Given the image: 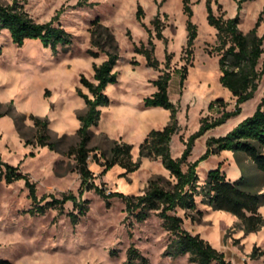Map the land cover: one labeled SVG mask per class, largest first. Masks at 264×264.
Returning <instances> with one entry per match:
<instances>
[{
    "label": "rangeland",
    "instance_id": "rangeland-1",
    "mask_svg": "<svg viewBox=\"0 0 264 264\" xmlns=\"http://www.w3.org/2000/svg\"><path fill=\"white\" fill-rule=\"evenodd\" d=\"M217 3L219 8L211 4L215 16L223 13V18H231L236 14V0H217ZM0 5L19 8L36 23L56 18L54 24L71 36L68 46L52 52L36 40H26L17 47L6 31L0 32V160L27 175L34 185L36 204L43 205L51 200L50 196L58 199L67 193L78 196L83 188L73 156L66 153L78 141L77 116L85 111L76 89L88 95L78 82L79 76L95 83L92 65L106 59L105 54L90 44L91 23L96 18L112 33L118 53L114 68L117 80L104 91L110 103L100 109L103 122L100 125L99 119L97 126L90 128L87 145L94 149L87 158L92 181L105 193L140 195L151 179L172 182L158 159L142 158L136 171L123 174L118 165L102 173L103 167L92 158L95 155L102 162L109 156L113 142L121 141L132 145L131 157L135 161L138 145L146 132L161 129L168 123V110L143 107V99L154 92L150 81L161 72L167 71L170 75L168 96L177 108L179 130L169 142L173 159L180 158L188 137L198 129L200 118L210 121L219 116L221 108H207L210 101L220 98L225 110L234 109V99L218 83V43L215 31L206 23L204 0H189L191 21L197 27L190 65L184 62L186 32L181 0H0ZM138 7L142 11L140 22L135 18ZM263 9L264 0L244 2L239 11L238 29L248 32L261 14L256 34L263 35ZM153 18H157L164 40L155 37ZM149 35L154 44L153 57L158 62L155 69L146 67L143 56L133 52L134 45H146ZM262 48L257 69L264 61V39ZM89 51L97 55L92 57ZM132 61L137 64L133 65ZM183 67H186V76L179 85V75L175 72ZM263 94L264 74L252 98L240 105L236 116L194 139L182 170L205 152L208 138L224 135L250 116ZM29 115L46 117L50 139L56 145L54 150L35 144V129ZM25 140L30 143L25 144ZM211 156L196 166L200 184L206 172L219 165L229 178L242 176L247 189L264 194L263 174L243 154ZM81 193L87 211L74 225L67 216L69 212L76 213L69 201L63 205L62 213L50 206L43 214H32L29 210L36 204L25 181L5 183L0 167V261L121 264L127 249L133 247L149 264H188L186 256L170 258L165 254L168 233L156 212L136 222L126 215L121 198H104L93 188L83 189ZM196 202L201 214L194 221L183 218L184 230L198 234L232 264H264V225L255 233L244 234L236 217L212 210L201 204L199 198ZM259 209L264 219V204ZM177 214L183 216L181 211ZM254 247L257 256L251 258Z\"/></svg>",
    "mask_w": 264,
    "mask_h": 264
},
{
    "label": "trees",
    "instance_id": "trees-1",
    "mask_svg": "<svg viewBox=\"0 0 264 264\" xmlns=\"http://www.w3.org/2000/svg\"><path fill=\"white\" fill-rule=\"evenodd\" d=\"M246 1L236 0V14L231 18H223V13L215 16L212 11V3L216 4L217 8L220 7L217 0H204L206 23L215 31L214 35L218 43L216 48V52L219 54L217 60L218 83L234 99V109L232 111L225 110L224 103L220 98L210 101L207 108H221L219 116L210 121H207L205 117L200 118L199 127L188 137L180 158L173 159L169 152V142L179 130L177 108L168 96L170 75L167 71H163L150 81L154 92L143 99V107H158L168 110V123L161 129H151L145 134L138 145V157L135 161L131 157L132 145L121 141L113 142L109 149V156L102 162H99V158L95 155L92 156L93 161L103 167L102 173L112 166L118 165L124 170L123 174L136 171L142 158L158 159L168 172L169 177L172 178V182L164 181L161 178L151 179L140 195L124 196L118 192L105 193L103 189L93 183L92 173L87 167V158L94 150L87 146L90 141V128L97 126L101 114L100 109L110 103L104 91L108 84L115 83L117 80L114 68L118 60L117 45L112 33L108 27L100 23L99 19H94L91 23L93 29L90 44L96 47L97 52L105 54L106 59L98 65H92V79L95 83L88 81L82 75L79 76L78 82L87 90L88 95L82 93L79 88L76 89V94L83 100L85 111L77 116L79 126L75 133L78 141L66 153L73 156L75 168L80 176V185L83 188L80 189L79 195L74 196L72 193H67L63 194L60 199L50 196V201L43 205L36 204L34 185L29 181L27 175L18 173L16 167L0 160L5 183H11L18 179L25 181L29 195L36 204L29 212L43 214L45 209L51 206L56 207L58 212L62 213L63 205L69 201L73 209L76 210V213L69 212L67 214L71 224L74 225L78 218L85 215L87 211L86 201L81 199L82 190L93 188L104 198H121L124 202L126 215L133 217L136 222H142L150 212H156L161 219L162 228L168 233L165 254L170 258L186 256L188 264H232L225 259L222 252L213 248L198 234L193 235L184 230L182 221L183 218L194 221L196 215L201 214L196 202V199L199 198L201 204L209 206L212 210L224 211L236 217L244 234L255 233L264 225V219L258 211L259 207L264 204V194L247 189V184L242 176L230 181L218 165L206 172L203 183L200 184L196 173L198 163L221 151H230L234 157L239 153L243 154L264 177V94L250 116L238 122L224 135L208 138L205 152L193 163L187 164L185 170H182L181 165L185 163V158L194 139L205 131L219 126L230 117L236 116L240 112V105L252 98L257 89V83L264 74V61L261 68L257 69L258 61L263 53L264 33L261 36L256 34L261 14L258 15L254 26L248 32L242 33L238 29L239 11ZM181 4L182 13L185 16L186 32L183 48L184 62L190 65L194 41L197 37V27L191 21L192 10L189 0H181ZM261 13H264V9ZM141 17L142 11L138 7L135 18L140 22ZM55 19L36 23L23 10L14 6L0 5V32L6 31L10 41L17 47H21L26 40H36L42 47L48 48L52 52H56L59 47L68 46L71 43V36L62 27L54 24ZM151 25L154 28L155 37L164 40L157 18L151 20ZM146 31L149 33L148 30ZM146 45L142 43L139 46L134 45L133 52L143 56L146 67L155 69L158 62L153 57L154 44L150 35ZM106 47H109L110 50ZM97 52L89 51V55L95 57ZM167 58L165 56V65H167ZM132 64L136 65L137 62L132 61ZM175 73L179 75V85H181L186 76V67L176 70ZM28 118L35 129V144L54 150L56 145L50 139L46 117L29 115ZM28 143L30 142L25 140V144ZM41 200H44V197ZM178 211H181L183 216L178 215ZM256 250L255 247L252 249L251 258L257 256ZM0 264L9 263L2 260ZM121 264L149 263L135 248L129 247L125 260Z\"/></svg>",
    "mask_w": 264,
    "mask_h": 264
},
{
    "label": "crops",
    "instance_id": "crops-1",
    "mask_svg": "<svg viewBox=\"0 0 264 264\" xmlns=\"http://www.w3.org/2000/svg\"><path fill=\"white\" fill-rule=\"evenodd\" d=\"M155 108H158V107H154V108H144V109H155ZM158 109H162V108H158ZM38 117H40V116H38ZM100 117H101V115H100ZM148 132V131H147ZM146 132V133H147ZM145 136V135H144ZM174 136V135H173ZM172 136V137H173ZM144 138V137H143ZM172 139V138H171ZM264 149V148H263ZM220 154L221 153H223L224 155H229V154H232L230 151H221V152H219ZM219 153L217 154V158L219 157L218 155H219ZM213 156V155H212ZM211 156V157H212ZM209 158V157H208ZM218 166V165H217ZM212 169V168H211ZM220 170H221V168H220ZM224 174H225V172L223 171V170H221ZM238 174V173H237ZM226 175V174H225ZM205 178V177H204ZM226 178L227 179H229L230 181H234V180H236V179H238L239 177H237V178H235V179H231V178H229L227 175H226ZM260 208V207H259ZM258 211H259V213H260V209H258ZM261 214V213H260ZM249 234H251V233H249Z\"/></svg>",
    "mask_w": 264,
    "mask_h": 264
},
{
    "label": "bare ground",
    "instance_id": "bare-ground-1",
    "mask_svg": "<svg viewBox=\"0 0 264 264\" xmlns=\"http://www.w3.org/2000/svg\"><path fill=\"white\" fill-rule=\"evenodd\" d=\"M101 115H102V112H101ZM101 121H100V125L102 124L103 120H102V117H100Z\"/></svg>",
    "mask_w": 264,
    "mask_h": 264
}]
</instances>
